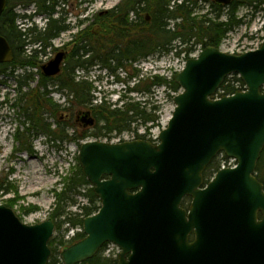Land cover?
<instances>
[{
  "label": "water",
  "instance_id": "1",
  "mask_svg": "<svg viewBox=\"0 0 264 264\" xmlns=\"http://www.w3.org/2000/svg\"><path fill=\"white\" fill-rule=\"evenodd\" d=\"M5 5L0 0V15ZM63 57L56 53L43 74L56 75ZM12 59L0 35V63ZM234 73L245 89L214 98ZM173 80L181 90L157 143L80 144L81 172L100 207L83 218L84 237L61 250L63 264L86 261L109 242L120 249L116 264H264V188L254 175L264 147V39L239 54L208 45ZM81 120L93 124L88 112ZM221 152L236 165L204 185L205 168ZM54 226L50 217L24 223L0 205V264H47Z\"/></svg>",
  "mask_w": 264,
  "mask_h": 264
},
{
  "label": "trees",
  "instance_id": "2",
  "mask_svg": "<svg viewBox=\"0 0 264 264\" xmlns=\"http://www.w3.org/2000/svg\"><path fill=\"white\" fill-rule=\"evenodd\" d=\"M61 1L64 0H6V6L0 15V35L9 43L13 59L9 63H0V74L15 79L16 98L13 104L19 108L18 113L24 118L22 123L27 124L28 134H43L55 140L77 142L131 130L135 131L136 138L146 139V134H138L136 129L143 126L147 132L159 125L160 105L149 101L153 88L164 87L170 99L180 90L173 76L167 78L154 73L142 76L126 89L128 93H141L148 98L136 100L123 95L116 103H108L101 98L94 103L91 83L77 79V71L86 72L96 66L101 70L115 72L117 69L131 67L140 58L152 54L185 53L188 57L198 45L201 48L208 45L218 47L229 31L241 25L242 19L236 15L240 5L262 6L264 9V0H231L228 5L205 0L209 3L210 11L198 15L195 12L197 0H120L112 9L97 13L95 20L86 28L72 34L73 46L68 51L59 74L48 77L39 69V56L45 54L46 48L51 47L52 40L69 29L62 12L56 9ZM19 4L25 7L33 5L36 14L46 17L45 26L38 28L31 25L24 30L19 28L16 24L19 13L15 11ZM140 12H146V15L142 17ZM58 13L60 15L54 16ZM222 15L224 19H221ZM28 45L36 47L27 53ZM33 68L38 69L34 72ZM18 69L22 72H16ZM36 74V84L31 86ZM240 89H243V82L233 74L224 78L217 93L229 95ZM52 91L66 94L64 104L52 100L49 96ZM67 104L71 109L88 110L94 118V126L79 130L74 124L61 121L60 113L70 109ZM47 118L54 119V128H51L52 123ZM69 129H74L71 134L68 133ZM23 135V132L17 130L14 137L19 142ZM19 150L31 152L32 147L26 141ZM219 165L214 159L210 162L203 172L204 182L219 169ZM255 175L264 186V147L257 161ZM84 186L86 190L82 192L81 188ZM79 195L85 196L88 203L80 204L76 199ZM54 196V208L49 215L55 222L54 229H60L63 224L67 226L59 237L52 236L49 239L51 253L47 264H62L58 248L62 249L84 236L83 232L76 231L69 239H65L64 233L71 228L80 227L84 217L96 212L99 199L80 167L66 178L62 189L54 191ZM189 200L185 197L182 206L187 207ZM71 206H77L78 211H71ZM105 245L92 258L79 264H116L117 256L102 255Z\"/></svg>",
  "mask_w": 264,
  "mask_h": 264
},
{
  "label": "rangeland",
  "instance_id": "3",
  "mask_svg": "<svg viewBox=\"0 0 264 264\" xmlns=\"http://www.w3.org/2000/svg\"><path fill=\"white\" fill-rule=\"evenodd\" d=\"M91 1V7L84 0H67L58 4L56 9L62 12L64 22L69 24V29L61 32L58 37L52 40L51 47L46 48L45 54L39 56V65L53 58L56 53L55 48L62 45H69L68 51L72 48V34L81 29L80 24L86 15L90 20L91 15L94 17L95 13L112 9L120 0ZM15 9L16 11L22 10L23 13H32L31 5L24 7L19 4ZM195 10L198 15L208 13L210 11L209 3L205 0H197ZM58 15L60 14L54 16ZM140 15L144 17L146 12H140ZM236 15L242 19V24L233 28L222 39L218 48L223 52L240 53L244 50L253 49L259 46L264 38V9L262 6L254 7V5L242 4L239 6ZM223 17L222 15L221 19H224ZM27 23L21 27L33 23L32 25L43 28L46 19L44 16L43 18L36 17ZM30 49V46H28L27 51ZM201 49V46H196L188 57L185 53L180 55L170 52L161 55L152 54L140 58L131 67L117 69L115 72L101 70L93 66L86 72L77 71L76 75L77 79H84L91 83V94L94 97V103L99 102L100 98L105 99L108 103H116L123 95L133 97L136 100H143L148 97L143 96L141 93H128L126 89L142 76L146 77L154 73L171 78L182 69L187 58L197 56ZM37 69L32 71L36 72ZM16 72H22V70L18 69ZM36 79H38L37 74L35 80L31 82V86L36 84ZM15 87L16 82L13 77L0 74V205L11 208L22 222L33 224L49 218L54 208V191L62 189L66 178L80 167L78 161L79 144L94 139L88 138L77 142L73 140H55L40 134H28L26 131L27 124L22 123L24 118L18 113L19 108L13 104L16 98ZM49 96L58 104H64L66 98L64 92L58 91H52ZM149 101L151 104L160 105L159 125L147 132L145 131L148 137H155L166 126L174 104L164 87L153 88V93L149 95ZM66 106L70 109L61 112L59 119L66 121L68 124H74L79 130L82 129V123L77 119L78 111L81 109H71L68 104ZM47 121L52 123L51 128L56 126L53 118H47ZM17 130L24 134L23 139L19 142L14 137ZM73 130L69 129L68 133L71 134ZM144 130L143 126H139L137 129L139 132H144ZM133 135L134 131H128L122 136ZM99 139L103 138L100 137ZM26 141L32 147L31 152L19 150ZM221 163L222 161H220ZM85 190V186L81 188L82 192ZM76 199L82 205L88 203L87 198L83 195L76 196ZM27 209H29L28 212ZM69 209L73 212L78 211L77 206H71ZM66 226L67 224H63L60 229H54L53 236L59 237L63 234ZM75 231L76 227L67 230L64 233V238H70ZM60 251L61 247L58 248V252ZM118 251L114 245L108 244L103 248L102 255L114 257Z\"/></svg>",
  "mask_w": 264,
  "mask_h": 264
},
{
  "label": "flooded vegetation",
  "instance_id": "4",
  "mask_svg": "<svg viewBox=\"0 0 264 264\" xmlns=\"http://www.w3.org/2000/svg\"><path fill=\"white\" fill-rule=\"evenodd\" d=\"M65 1H67V0H64L63 2H65ZM84 2L89 3V7L92 6V1H91V0H84ZM95 14H96V13H95ZM95 14H94V17H92V15H91V19H90V20H88V17H87V15H86V17L82 20V22L80 21V22H81V24H80L81 29H82V28H86L89 24H91V23L95 20ZM92 31H93V30H92ZM68 46H69V45H62L61 47H59V48H57V49L55 50V52H57V51H62V52L64 53L63 61L65 60L66 55H67V53H68V49H67ZM79 113H80V112H79ZM77 118H79V115H78ZM79 120H80L81 123H82V127H83V128L86 127V126L84 125L83 121L81 120V118H80ZM214 160H215L216 163H219V164H220V161H223V160H224V156L221 155V154H218V155L214 158Z\"/></svg>",
  "mask_w": 264,
  "mask_h": 264
},
{
  "label": "built area",
  "instance_id": "5",
  "mask_svg": "<svg viewBox=\"0 0 264 264\" xmlns=\"http://www.w3.org/2000/svg\"><path fill=\"white\" fill-rule=\"evenodd\" d=\"M114 140H119V138H116V139H114Z\"/></svg>",
  "mask_w": 264,
  "mask_h": 264
}]
</instances>
